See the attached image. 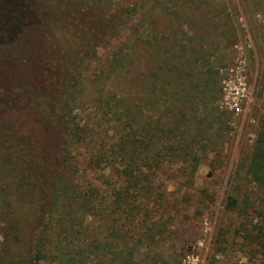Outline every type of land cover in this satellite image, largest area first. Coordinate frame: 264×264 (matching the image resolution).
Masks as SVG:
<instances>
[{"label": "trees", "instance_id": "16d2710c", "mask_svg": "<svg viewBox=\"0 0 264 264\" xmlns=\"http://www.w3.org/2000/svg\"><path fill=\"white\" fill-rule=\"evenodd\" d=\"M65 21L66 30L74 26L68 17ZM58 22L39 0H0L2 193L14 198L8 208L33 206L25 208L27 222H56L49 230L52 241L34 243L29 264H168L158 248L173 239L167 209L174 203L160 191L151 192L146 179L161 172L177 176L221 149L226 115L214 105L211 69L183 47L167 60L151 51V105L161 110L155 120L144 112L142 99L129 103L114 97L111 102L104 96L101 69L92 81L101 113L91 124L106 121L109 127L99 133L89 129L90 123L80 125L73 114L81 85L72 53L75 37L59 35ZM142 46L135 44L126 55L124 47L117 49L106 70H122L127 60L133 64L145 58ZM199 112L203 118L195 122ZM257 126L248 173L264 193V116ZM74 145L89 148L87 168L98 172L104 191L91 184L78 187ZM237 208V199L227 197L224 213ZM103 218L109 225L99 238ZM86 219L91 223L85 224ZM214 243L213 254L224 246L253 248L264 260V215L237 226L220 223Z\"/></svg>", "mask_w": 264, "mask_h": 264}, {"label": "rangeland", "instance_id": "374dc122", "mask_svg": "<svg viewBox=\"0 0 264 264\" xmlns=\"http://www.w3.org/2000/svg\"><path fill=\"white\" fill-rule=\"evenodd\" d=\"M39 1L59 21L55 25L57 33L63 38L75 37L72 53L81 85L73 114L80 125L90 123V130L103 133L109 127L106 121L91 124L101 113L92 84L101 69L106 77L104 96L109 95L111 102L114 97H123L129 103L142 99L147 103L144 112L155 120L161 110L157 112L151 105L152 63L148 61L151 51L158 50L167 60L171 53L178 56L183 47L210 67V80L217 90L214 105L226 115L222 147L217 154L209 152L203 156L198 167L177 176L161 172L147 177L151 192L160 191L174 203V207L167 209L168 232L173 239L159 247L158 252L168 258V264H264L262 254L253 253V248L224 246L213 254L220 223L237 226L246 220L256 222L264 215V193L254 187L248 173L258 121L264 116V0ZM66 17L74 21L68 30ZM137 43H142L141 53L146 54L145 58L140 57L141 62L131 64L129 59L122 70H106L117 49L124 47V54H130ZM236 76L245 79L244 97L240 96ZM235 105L240 113L234 111ZM202 118L199 112L194 121ZM73 151L79 162L78 187L91 184L104 191L98 172L87 168L92 161L89 148L74 145ZM5 180L0 174V225L4 226L0 228L1 263L29 264L34 243L39 238L52 241L49 230L56 222L44 220L38 225L27 222L25 208L33 207L28 203L24 210L17 206L16 210L8 208L14 198L2 193ZM121 185L118 179L116 186ZM229 196L238 201L233 214L223 211ZM103 220L98 221L99 238L103 226L109 225ZM19 223L26 226L23 228ZM84 223L91 222L86 219ZM115 225L118 227L119 221Z\"/></svg>", "mask_w": 264, "mask_h": 264}, {"label": "built area", "instance_id": "2783aa9c", "mask_svg": "<svg viewBox=\"0 0 264 264\" xmlns=\"http://www.w3.org/2000/svg\"><path fill=\"white\" fill-rule=\"evenodd\" d=\"M235 80H236V82L238 84L239 89L241 88V94H240V96L241 97L246 96L247 94H246V91H245L246 90V82H245V79L236 76ZM233 109H234V111L236 113H240V108L238 107V105H235Z\"/></svg>", "mask_w": 264, "mask_h": 264}]
</instances>
